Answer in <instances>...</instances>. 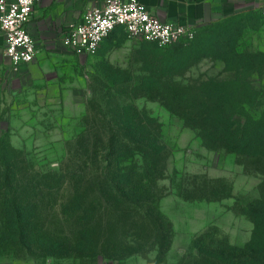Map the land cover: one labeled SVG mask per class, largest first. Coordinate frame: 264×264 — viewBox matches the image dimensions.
<instances>
[{
  "label": "rangeland",
  "instance_id": "rangeland-1",
  "mask_svg": "<svg viewBox=\"0 0 264 264\" xmlns=\"http://www.w3.org/2000/svg\"><path fill=\"white\" fill-rule=\"evenodd\" d=\"M228 29L219 27L202 39L206 47L200 41L184 40L168 49L131 41L118 31L99 49L96 56L101 54L103 61L76 54L86 57V62L81 67V89L75 96L59 97L63 103L49 106L41 101L44 97L38 105L33 97H27L28 110H10L6 105L0 111V152L13 158L16 171L26 177L58 174L68 154L80 152L74 143L84 131V123L91 125L94 137L102 133L104 123H152L149 129L158 134L164 149L160 167L166 169L157 184L161 196L157 208L172 232L162 263L157 261L158 251L153 250L124 260L102 256L83 260L36 258L15 252L3 254L0 264H194L210 259L195 247L198 238L203 240L201 251L226 245L246 248L255 229L252 208L260 199L264 182V149L244 156L210 150L187 123L214 120H200L189 112V120L184 121L164 107H176L171 96L182 93L189 96L191 107L192 99L201 89L206 90L203 85L215 79L226 99L232 100L230 107L238 113L235 119L239 123L264 124V64L259 63L260 58L253 60L246 55L244 63L237 65L229 56L227 72L214 77L206 71L209 66L203 57L230 55L234 37ZM178 47L191 49L185 54ZM193 49H200V54ZM170 51L175 52L171 61L166 55ZM131 149L125 148L127 153ZM82 161L75 156L77 164ZM123 163L125 169H142L149 164L140 155L128 156Z\"/></svg>",
  "mask_w": 264,
  "mask_h": 264
},
{
  "label": "trees",
  "instance_id": "trees-1",
  "mask_svg": "<svg viewBox=\"0 0 264 264\" xmlns=\"http://www.w3.org/2000/svg\"><path fill=\"white\" fill-rule=\"evenodd\" d=\"M212 33H196L194 40L201 44ZM190 49L180 47L178 51L187 54ZM193 50L200 54V49ZM229 50L230 55L225 52L224 56L203 58L223 61L227 72L232 58L236 63L232 45ZM167 54L171 61L175 52ZM214 80L203 85L206 90L201 89L192 99L191 107L186 93L171 96L176 107H164L184 121L189 120V112L200 120H214L187 123L210 150L244 156L264 149V124L239 123L235 119L238 113L230 107L232 100L226 99ZM151 124L130 120L104 123L102 133L94 137L91 125L84 123V131L74 143L80 152L69 153L63 169L54 175L23 176L16 171L15 160L0 152V257L21 252L36 258L83 260L102 256L124 260L156 250L157 261L162 263L172 232L157 208L161 198L157 184L166 169L160 167L164 149L158 134L149 129ZM128 146L133 147L129 153L125 150ZM76 154L82 158L81 164L75 162ZM135 155L143 156L149 164L142 169L123 168L126 158ZM260 190L251 213L255 229L246 248L226 245L201 251L203 240L198 238L195 247L210 259L194 264H264V182Z\"/></svg>",
  "mask_w": 264,
  "mask_h": 264
},
{
  "label": "crops",
  "instance_id": "crops-1",
  "mask_svg": "<svg viewBox=\"0 0 264 264\" xmlns=\"http://www.w3.org/2000/svg\"><path fill=\"white\" fill-rule=\"evenodd\" d=\"M107 1L40 0L28 27L36 44L37 56L32 63L17 68L4 54L5 38L0 33V111L6 105L10 110H28L31 105L24 102L29 100L27 97H33L35 105L42 101L49 106L63 103L59 97L76 95V91L81 89L80 73L86 57L63 48L62 40L86 11L103 6ZM138 1L161 22L194 29L197 35L227 26L234 37L236 64L244 63L246 55L253 60L260 58L257 60L264 64V0ZM90 57L92 60L94 56ZM104 59L101 54L96 56L97 62ZM253 60L251 62L255 63ZM204 62L209 66L206 71L210 76L215 77L225 71V63L221 60L207 57ZM40 97H44L43 100L40 101Z\"/></svg>",
  "mask_w": 264,
  "mask_h": 264
},
{
  "label": "built area",
  "instance_id": "built-area-1",
  "mask_svg": "<svg viewBox=\"0 0 264 264\" xmlns=\"http://www.w3.org/2000/svg\"><path fill=\"white\" fill-rule=\"evenodd\" d=\"M39 2L30 0V3L22 4L21 0H2L0 3L4 54L15 68L32 63L37 56L36 44L28 27ZM119 30L131 41H143L160 48L184 40L193 41L196 35L194 29L161 22L138 0H109L103 6L86 11L80 22L69 28L62 46L75 54L95 56L104 41Z\"/></svg>",
  "mask_w": 264,
  "mask_h": 264
},
{
  "label": "clouds",
  "instance_id": "clouds-1",
  "mask_svg": "<svg viewBox=\"0 0 264 264\" xmlns=\"http://www.w3.org/2000/svg\"><path fill=\"white\" fill-rule=\"evenodd\" d=\"M0 3H2V0H0ZM21 3L22 4H28V3H30V0H21Z\"/></svg>",
  "mask_w": 264,
  "mask_h": 264
}]
</instances>
